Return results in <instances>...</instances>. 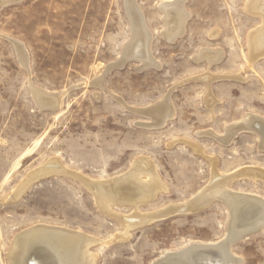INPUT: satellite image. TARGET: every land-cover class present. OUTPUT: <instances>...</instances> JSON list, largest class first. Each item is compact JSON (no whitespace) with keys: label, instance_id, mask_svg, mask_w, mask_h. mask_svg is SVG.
Here are the masks:
<instances>
[{"label":"rangeland","instance_id":"1","mask_svg":"<svg viewBox=\"0 0 264 264\" xmlns=\"http://www.w3.org/2000/svg\"><path fill=\"white\" fill-rule=\"evenodd\" d=\"M250 4L0 2V264H10L11 242L30 231L90 239L94 264H153L196 242H220L229 232L227 205L186 207L217 172L231 192L264 201V142L256 127L264 124V50L252 55L248 48L264 22ZM166 6L183 18L173 33ZM136 24L146 31L141 57L127 52ZM157 108H166L159 118L151 113ZM137 162L149 165L162 192L135 205L117 197L112 213L104 210L95 184L113 191ZM230 252L239 264H264V229Z\"/></svg>","mask_w":264,"mask_h":264},{"label":"bare ground","instance_id":"2","mask_svg":"<svg viewBox=\"0 0 264 264\" xmlns=\"http://www.w3.org/2000/svg\"><path fill=\"white\" fill-rule=\"evenodd\" d=\"M2 1H4V0H0V2H2ZM173 1H175V0H173ZM180 1L182 2V0H180ZM164 2L165 1H163V4L165 6L166 3H164ZM124 3H126V2H124ZM174 3H176V2H174ZM177 4L179 5L178 2H177ZM250 5H251L252 10L254 9V10L258 11L257 13H260V15L263 18L262 21L264 22V0H251ZM125 6H126V4H125ZM180 6H181V4H180ZM166 7H164V8L162 7V8L165 9L164 15L166 17L165 23L167 26V31L169 33H173L179 29L181 21H182L181 20L182 17L180 16L179 13L176 12V10H173L171 7H167V8ZM246 10H248V9H246ZM180 13H181V11H180ZM184 13L186 14V11ZM187 15L188 14H186V16ZM186 18H184V19H186ZM139 22L140 21H138V23ZM136 25L137 26H135L136 28L134 30V37H133L134 44L132 47L128 48L127 52L129 54H132V55H140L139 57H141L145 53V45L147 42L146 41V34H145L146 31L139 24H136ZM254 32L255 33L250 35L249 47H248V48H250V52L252 53V55L255 53L257 54V52L260 50H264V23H263L262 28H260L257 31H254ZM15 45H16V43H15ZM16 46H17V48H19L18 45H16ZM148 50H149V48H148ZM20 52H22V51H19V53ZM22 58H24V57H22ZM142 58H144V56ZM255 58H257V57L255 56ZM22 62H23V59H22ZM43 93H45V92H43ZM49 95H51V94H49ZM59 95H61V94H59ZM56 98L57 97H55V99ZM37 100L42 102V103H45V104L55 103L53 99L48 98L42 94L37 95ZM59 103H60V100H59ZM165 112H166V108H157V109L152 110L151 113L154 116L159 118V117L163 116V114ZM244 120H245V118H244ZM239 124H242V123H239ZM248 125H249V122H248ZM256 127H257V130L260 132L262 139H263V142H264V124H260V125L258 124V126H256ZM242 128H244V127H242ZM249 129H251V127ZM140 159H142V158H140ZM140 159H139V161H141ZM142 160H144V159H142ZM54 162L57 163V161H54ZM49 164H52V162H50ZM148 164H149V162H148ZM145 167H146V164L144 165L143 162L142 163L137 162L136 166L126 176V178L124 180L120 179L121 180L120 182H118L115 185H112V186H114L113 191L112 190L111 191L110 190L104 191L103 188H105V187L101 188L99 186L100 185L99 184L98 187H100V188H97V186L95 184L94 188L96 187V194L95 193L94 194L96 195V199H97L96 201H98L97 203H99L104 208V210L105 209L107 210L108 208H111V207H109L111 201L114 200L115 198L119 197L124 202H127L128 204L132 203L135 205V204H137L138 201L143 199L145 196L148 197L146 194L154 193L157 190H158V192L161 191V190H159L160 186H161L159 181L154 177L155 175H151V173L146 169L147 167L146 168ZM51 168H52V166H51ZM48 169H50V168H48ZM253 170H255V169H253ZM49 172H50V170H49ZM53 172H54V170H53ZM41 173H43V172H41ZM214 173H216V172H214ZM33 174L31 175L32 177H33ZM38 175L36 176V174H35L36 178L38 177ZM42 175H40V176H42ZM231 175H232V173H231ZM254 175H255V173H254ZM256 175H257L256 177L262 178V177H260V175L258 176L257 173H256ZM220 176L221 175H218V172H217V174H214L213 175V182L210 183L212 185L210 187L208 186L209 188L207 187L208 189L206 188L207 190L205 189L206 191L202 192V194L200 193V196L194 201V199L197 197V196H195V198L193 199L194 202L190 203V205H188L186 207H188L187 210H189L191 212V211L200 210V209L204 208L206 205H208L213 200L222 201V203H225L227 205L229 215H230L228 235H226L225 239L221 240L220 242H216V243H197L196 242V243L184 248L180 252H176V253L175 252L174 253L166 252L164 255L161 256L160 259L157 260L158 264H189L188 262H191V261H194V262H196V261L200 262V260L204 261V259L207 257L210 259H214V258L217 259L219 261L218 264H239L240 260H238L230 252V246L234 243L239 242L242 239L241 236H243V235L248 236V235L252 234L257 229L258 230L264 229V201H263V199L261 198L262 200H259V199L249 198L248 196H242V195H246V194L239 195V193L236 194L234 192H231L228 189V184L230 183V180L224 179V177L221 178ZM147 177H150V180H148L146 182L143 180L144 182H142V178L147 179ZM117 179H119V177ZM28 181H31V180H28ZM114 181H116V180H114ZM84 182H85V180H84ZM94 182H96V181H94ZM102 182H100V183L102 184ZM25 183H27V182H25ZM90 183H92V182H90ZM91 185H93V183ZM110 185H109V187H110ZM88 188H89V186H88ZM89 190H91V189H89ZM250 196H252V195H250ZM116 200H119V199L117 198ZM98 207H100V206H98ZM177 208H178V206H177ZM101 210L103 211V209H101ZM109 210H110V212L112 211L111 209H108V212H109ZM170 210H172V208H170ZM170 210H169V212H170ZM103 212H105V211H103ZM137 213H139V212H137ZM106 214H108V213H106ZM139 215H140V213H139ZM158 216L159 215H157L155 218H157ZM135 217H137V216H135ZM165 217L166 216H164V218ZM161 218H162V215H161L160 219ZM125 220H124V222H125ZM120 221H123V220L121 219ZM142 221H140V222H142ZM127 222L125 224H129ZM131 225H133V223ZM139 225H137V227ZM126 226H128V225H126ZM134 226H135V224H134ZM37 228H39V227H37ZM125 228H127V227H125ZM132 228H134V227H132ZM33 229H34V227H33ZM31 230H32V228H31ZM41 231H44V230L42 229ZM27 232H29V231H27ZM31 232L32 231H30V234H27V235H24L21 237L17 236V238L15 237L16 239L13 240V242H11V246H10V249L8 252V257H7V258H9L10 264H94V257L90 256L91 254L89 255L87 252V246L91 243V242H89V240H90L89 237H87L89 239V240H87L88 242L86 241L83 244H80L81 238H79V236H77L74 233H70L69 231H68L69 233L68 232L67 233L60 232V231H53V232L45 231L44 233H39V232L31 233ZM125 235H127V234H125ZM82 237L84 238V240L87 239V238H85V236H82ZM81 242H82V240H81ZM201 251H207V252L212 251L213 253H209L207 255H200L199 253H201Z\"/></svg>","mask_w":264,"mask_h":264},{"label":"water","instance_id":"3","mask_svg":"<svg viewBox=\"0 0 264 264\" xmlns=\"http://www.w3.org/2000/svg\"><path fill=\"white\" fill-rule=\"evenodd\" d=\"M245 237H247L246 235H243V236H241V238L242 239H244ZM240 238V239H241ZM209 253H213L212 251H201V253H199L200 255H207V254H209ZM200 257V256H199ZM199 259V258H198ZM201 259V258H200ZM217 261V262H216ZM157 262V263H156ZM154 264H158V261H156ZM189 264H218L219 263V261L217 260V259H210V258H205L204 259V261H201L200 260V262L199 261H196V262H194V261H191V262H188Z\"/></svg>","mask_w":264,"mask_h":264}]
</instances>
